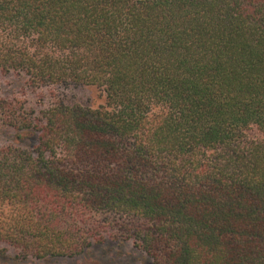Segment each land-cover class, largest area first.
<instances>
[{
	"label": "trees",
	"instance_id": "16d2710c",
	"mask_svg": "<svg viewBox=\"0 0 264 264\" xmlns=\"http://www.w3.org/2000/svg\"><path fill=\"white\" fill-rule=\"evenodd\" d=\"M0 240L38 260L132 242L153 264H264V0H0Z\"/></svg>",
	"mask_w": 264,
	"mask_h": 264
},
{
	"label": "rangeland",
	"instance_id": "374dc122",
	"mask_svg": "<svg viewBox=\"0 0 264 264\" xmlns=\"http://www.w3.org/2000/svg\"><path fill=\"white\" fill-rule=\"evenodd\" d=\"M0 97L19 101L21 107L29 112H39L57 100L68 106L92 108L104 103L101 93L94 87L70 86L31 90L16 74H0ZM15 135V132L0 126V146L10 145ZM0 264H153V261L132 242L108 241L73 259L38 260L25 257L18 248L0 240Z\"/></svg>",
	"mask_w": 264,
	"mask_h": 264
}]
</instances>
